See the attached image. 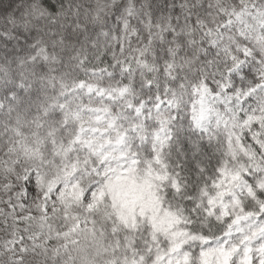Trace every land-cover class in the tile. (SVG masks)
<instances>
[{"label": "snow or ice", "instance_id": "snow-or-ice-1", "mask_svg": "<svg viewBox=\"0 0 264 264\" xmlns=\"http://www.w3.org/2000/svg\"><path fill=\"white\" fill-rule=\"evenodd\" d=\"M0 264H264V0H0Z\"/></svg>", "mask_w": 264, "mask_h": 264}]
</instances>
